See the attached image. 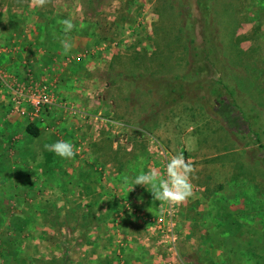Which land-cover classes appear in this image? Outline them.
Masks as SVG:
<instances>
[{"label": "rangeland", "instance_id": "1", "mask_svg": "<svg viewBox=\"0 0 264 264\" xmlns=\"http://www.w3.org/2000/svg\"><path fill=\"white\" fill-rule=\"evenodd\" d=\"M210 7L232 85L264 120V0ZM197 15L185 0H0V264H264V137L214 102L167 105L145 85L190 78ZM41 91L52 105L39 117L14 102ZM58 140L73 158L45 150ZM179 153L191 197L129 192ZM26 222L22 239L3 226Z\"/></svg>", "mask_w": 264, "mask_h": 264}, {"label": "trees", "instance_id": "2", "mask_svg": "<svg viewBox=\"0 0 264 264\" xmlns=\"http://www.w3.org/2000/svg\"><path fill=\"white\" fill-rule=\"evenodd\" d=\"M190 9L195 8L198 15L190 25L192 41H197L193 48L190 78L174 80L146 78V88L156 90L165 98L168 105L188 101L191 103L214 102L220 106L219 113L225 116L231 113L234 120H242L248 132L261 144L264 137V120L256 115L240 93L234 89L232 80L234 73L225 62L223 53L216 38V27L213 22L210 4L214 0H185ZM194 3V4H193ZM241 86L237 83V88ZM239 89V88H238ZM27 134L37 139L40 130L34 126L27 129ZM10 234L22 239L29 231L31 223L26 222L19 227L13 223L3 225ZM66 262L65 259L62 260ZM61 263V262H60Z\"/></svg>", "mask_w": 264, "mask_h": 264}, {"label": "clouds", "instance_id": "3", "mask_svg": "<svg viewBox=\"0 0 264 264\" xmlns=\"http://www.w3.org/2000/svg\"><path fill=\"white\" fill-rule=\"evenodd\" d=\"M58 23L62 26L64 33H70L74 28L73 21L70 18L59 20ZM61 45L65 54L69 53L73 47L67 39L61 40ZM44 148L63 159H71L76 154L73 143L67 140L45 144ZM192 172L191 162H186L183 153H179L169 158L166 165V176L159 175L157 170L141 171L131 180L132 187L129 192L134 189V186L141 185L146 187L155 200L179 204L193 194L192 184L190 183Z\"/></svg>", "mask_w": 264, "mask_h": 264}, {"label": "built area", "instance_id": "4", "mask_svg": "<svg viewBox=\"0 0 264 264\" xmlns=\"http://www.w3.org/2000/svg\"><path fill=\"white\" fill-rule=\"evenodd\" d=\"M38 86V85H37ZM37 91V90H36ZM18 99H14V102L17 106H28L31 109V116L39 117L43 110L47 108L49 105H52V101L50 100L49 96L46 92H34V93H18ZM18 109V108H17ZM164 223L163 218H159L158 224L161 225Z\"/></svg>", "mask_w": 264, "mask_h": 264}, {"label": "crops", "instance_id": "5", "mask_svg": "<svg viewBox=\"0 0 264 264\" xmlns=\"http://www.w3.org/2000/svg\"><path fill=\"white\" fill-rule=\"evenodd\" d=\"M39 37H40V35H39ZM22 52H23V50H22ZM114 54V53H113ZM18 57V56H17ZM69 79H72L71 78V76H69ZM77 83H75L74 81H69V82H67L66 84H65V82H63L61 85H62V88H64L65 87V85H67V86H74V85H76ZM3 99H4V97H2ZM0 99V102H5V100H3V99ZM1 110L3 109V108H0ZM6 115V114H5ZM43 116V115H42ZM41 116V117H42ZM23 121H19V124L20 123H22ZM1 137L3 136V135H0ZM4 137V136H3ZM99 196V195H98ZM206 206V204H203L201 207H205ZM203 209V208H202Z\"/></svg>", "mask_w": 264, "mask_h": 264}]
</instances>
